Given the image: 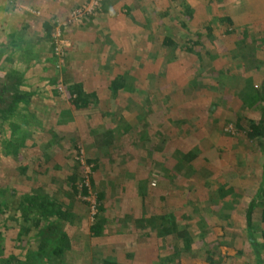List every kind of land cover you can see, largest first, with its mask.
I'll use <instances>...</instances> for the list:
<instances>
[{"label":"rangeland","instance_id":"rangeland-1","mask_svg":"<svg viewBox=\"0 0 264 264\" xmlns=\"http://www.w3.org/2000/svg\"><path fill=\"white\" fill-rule=\"evenodd\" d=\"M15 69L0 264H264V0H0Z\"/></svg>","mask_w":264,"mask_h":264},{"label":"trees","instance_id":"trees-1","mask_svg":"<svg viewBox=\"0 0 264 264\" xmlns=\"http://www.w3.org/2000/svg\"><path fill=\"white\" fill-rule=\"evenodd\" d=\"M48 28H49V30L51 29V27H48ZM22 75L23 74H21L19 71H17L15 69L13 71V74L9 76V77H11L10 78L11 79L10 80L11 86L9 85L10 82H8V84L4 83V84L0 85V118H1V120H8L9 118H12L13 115H15L16 110H17L16 105L20 101H23L26 96H29V91H26V90L22 91L19 88V86L22 85L21 84ZM14 78H16V80H14ZM113 83H112V86H113ZM81 87H82V84H78L77 86H75V90L74 89L71 90L70 93L74 97L73 102L77 108H86L89 105L88 95L83 93V90L81 89ZM120 87H121V84H119L117 86H113L115 91L117 89H119ZM253 131H254V133H252V136L257 137V136L262 135L264 133V127L260 122L258 124H253ZM254 207H255V202L252 201L250 203L249 208H248L249 220L251 219V217L253 215L252 209ZM51 213H53V209L51 210ZM50 214L48 216V215H46V211H44L41 213V216H42V218L47 219L50 217ZM36 224H37V226L41 225V221L38 220L36 222ZM100 225L101 224L95 222L91 226V231L94 234L98 235L102 230V228H101L102 226H100ZM177 234H180V233H177ZM58 246H60V245H58Z\"/></svg>","mask_w":264,"mask_h":264},{"label":"crops","instance_id":"crops-1","mask_svg":"<svg viewBox=\"0 0 264 264\" xmlns=\"http://www.w3.org/2000/svg\"><path fill=\"white\" fill-rule=\"evenodd\" d=\"M247 216H248V211H247Z\"/></svg>","mask_w":264,"mask_h":264}]
</instances>
